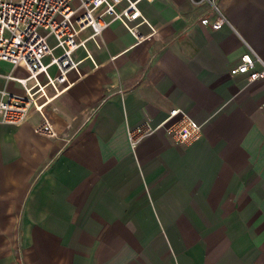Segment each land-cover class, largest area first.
<instances>
[{
	"label": "crops",
	"instance_id": "obj_1",
	"mask_svg": "<svg viewBox=\"0 0 264 264\" xmlns=\"http://www.w3.org/2000/svg\"><path fill=\"white\" fill-rule=\"evenodd\" d=\"M216 3L232 29L200 25L207 5L140 0L137 36L113 22L42 115L0 124V264H264V80L230 74L246 45L264 60V0ZM175 109L198 141L159 127L131 144Z\"/></svg>",
	"mask_w": 264,
	"mask_h": 264
},
{
	"label": "built area",
	"instance_id": "obj_2",
	"mask_svg": "<svg viewBox=\"0 0 264 264\" xmlns=\"http://www.w3.org/2000/svg\"><path fill=\"white\" fill-rule=\"evenodd\" d=\"M140 0H0V61L13 68L22 67L28 75L16 78L11 74L7 81L15 82L20 92L0 88V124L18 126L26 121L32 111L42 115L45 106L68 88L67 73H78L74 53L86 42L92 41L99 48L97 38L113 22L121 25L133 36L138 35V26L147 23L141 16L137 4ZM193 6L207 5L212 19L204 16L200 25L217 31L223 26L232 29L224 17L216 0H188ZM138 19L140 23L133 24ZM152 29V28H151ZM90 34L80 38L83 31ZM237 65L230 70L231 75L245 76L248 83L264 80V60L246 45ZM57 52V54H55ZM48 58L46 64L43 60ZM87 58L93 62L92 57ZM56 73L50 76L49 69ZM44 81V82H43ZM66 85L60 89L59 85ZM49 87L53 95L46 93ZM117 93H122L118 90ZM264 112V102L260 104ZM164 128L172 141L181 146H189L202 136V129L186 113L175 109L156 128L144 123L128 134L131 144H136L157 128ZM42 135L52 136L48 120L37 128Z\"/></svg>",
	"mask_w": 264,
	"mask_h": 264
},
{
	"label": "rangeland",
	"instance_id": "obj_3",
	"mask_svg": "<svg viewBox=\"0 0 264 264\" xmlns=\"http://www.w3.org/2000/svg\"><path fill=\"white\" fill-rule=\"evenodd\" d=\"M55 54H57V52ZM7 70H9L8 66L0 64V72H4ZM12 73L15 75V77H18V78H25L28 75L26 70H24L23 68H17V69L13 68ZM49 74H50V76H54L55 75V69L51 68L49 70Z\"/></svg>",
	"mask_w": 264,
	"mask_h": 264
}]
</instances>
